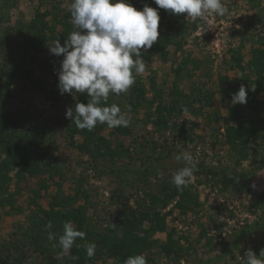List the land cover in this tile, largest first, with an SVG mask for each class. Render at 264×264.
<instances>
[{
  "label": "rangeland",
  "instance_id": "rangeland-1",
  "mask_svg": "<svg viewBox=\"0 0 264 264\" xmlns=\"http://www.w3.org/2000/svg\"><path fill=\"white\" fill-rule=\"evenodd\" d=\"M70 3L0 0V172L13 195L0 208V264H124L138 254L147 264H239L249 248L258 256L264 80L248 62L258 59L264 70V0H222L228 14L210 25L159 9L160 36L141 50L146 71L105 105H119L129 125L91 131L66 118L89 98L60 94L63 56L49 51L73 30ZM129 3L158 8L154 0ZM241 84L254 91L233 105ZM97 135L106 138L101 155L90 142ZM183 151L197 164L181 191L172 175L184 166L175 160ZM66 221L86 234L67 253L58 244Z\"/></svg>",
  "mask_w": 264,
  "mask_h": 264
},
{
  "label": "clouds",
  "instance_id": "clouds-1",
  "mask_svg": "<svg viewBox=\"0 0 264 264\" xmlns=\"http://www.w3.org/2000/svg\"><path fill=\"white\" fill-rule=\"evenodd\" d=\"M158 8L145 4L137 10L129 0H71L68 11L73 30L61 45L55 40L49 51L55 56H63L58 72V89L61 95L67 93L86 94L87 104L77 102L68 107L65 116L78 128L93 130L97 123L110 128L127 127L129 119L115 103L107 104L111 94L126 93L135 83L136 75L146 71L142 49L147 51L158 40L160 24L159 9L170 14H187V19L201 20L211 24L213 17H224L228 8L222 0H154ZM210 28H205L207 32ZM244 84L232 95V104H246L248 91ZM184 166L173 172L172 184L183 190L194 178L197 161L194 156L183 151L175 156ZM46 227L52 228L49 222ZM85 233L76 229L71 221L63 224V234L58 244L67 253L77 238L84 239ZM49 240L56 239L49 232ZM79 247V245H77ZM86 255H95L94 242L84 245ZM239 264H264V250L257 256L249 248ZM124 264H147L143 254L129 256Z\"/></svg>",
  "mask_w": 264,
  "mask_h": 264
},
{
  "label": "trees",
  "instance_id": "trees-1",
  "mask_svg": "<svg viewBox=\"0 0 264 264\" xmlns=\"http://www.w3.org/2000/svg\"><path fill=\"white\" fill-rule=\"evenodd\" d=\"M262 51H264V50H262ZM254 53H257V51L256 50L253 51V55H254ZM248 65H249V68L256 69L258 71V75L260 76L259 80L263 81L264 80V70L262 68H260V65L258 63V59L253 58V60H252V57H251V59L248 62ZM261 81H259V83H258L259 86L262 84ZM185 98H186V96H182V98H181L182 102H183L182 106L184 107V109L189 111L192 109L191 103H190V101H188V99L183 100ZM162 108H164V107H162ZM167 109L170 110L171 107H169ZM1 117L2 116L0 115V118ZM3 125H4L3 123L0 124V142H2L3 140L5 141V136H4L5 130H3ZM2 131H4V132H2ZM105 141H106V138L98 136V135H97V137L94 136L93 138H90V142H92L94 144L93 146L95 148L101 144H104ZM6 149L7 148H5L4 150H6ZM90 150L91 149L89 148L88 152H90ZM95 153L100 154V155L102 154V152L99 150V148H96ZM10 166H12V165H10ZM30 171H31L30 174H36V171H32V170H30ZM9 180H10V178L8 177L7 173L0 172V208H2L5 204H9V202L11 200H13V195L9 191ZM151 201H153V200H151ZM74 220H76L77 222H80L79 219H77L76 217H74ZM124 235L126 236L127 233H124ZM125 241H123V242H125ZM117 249L119 250V248H117ZM115 253L118 254L119 252L116 251Z\"/></svg>",
  "mask_w": 264,
  "mask_h": 264
}]
</instances>
